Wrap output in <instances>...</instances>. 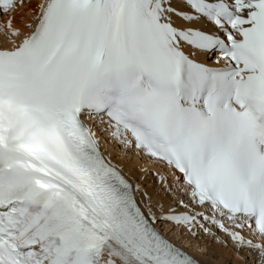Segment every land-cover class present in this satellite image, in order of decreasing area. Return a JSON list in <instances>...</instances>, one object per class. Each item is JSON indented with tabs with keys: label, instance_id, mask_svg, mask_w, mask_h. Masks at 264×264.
<instances>
[{
	"label": "snow or ice",
	"instance_id": "obj_1",
	"mask_svg": "<svg viewBox=\"0 0 264 264\" xmlns=\"http://www.w3.org/2000/svg\"><path fill=\"white\" fill-rule=\"evenodd\" d=\"M0 264H264V0H0Z\"/></svg>",
	"mask_w": 264,
	"mask_h": 264
},
{
	"label": "bare ground",
	"instance_id": "obj_2",
	"mask_svg": "<svg viewBox=\"0 0 264 264\" xmlns=\"http://www.w3.org/2000/svg\"><path fill=\"white\" fill-rule=\"evenodd\" d=\"M225 260H227V261H235V257H232V256H226V257H225Z\"/></svg>",
	"mask_w": 264,
	"mask_h": 264
}]
</instances>
